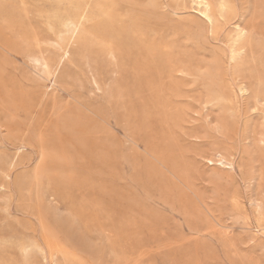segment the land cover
Segmentation results:
<instances>
[{
	"label": "rangeland",
	"instance_id": "obj_1",
	"mask_svg": "<svg viewBox=\"0 0 264 264\" xmlns=\"http://www.w3.org/2000/svg\"><path fill=\"white\" fill-rule=\"evenodd\" d=\"M208 2L0 0V264H264V0Z\"/></svg>",
	"mask_w": 264,
	"mask_h": 264
},
{
	"label": "bare ground",
	"instance_id": "obj_2",
	"mask_svg": "<svg viewBox=\"0 0 264 264\" xmlns=\"http://www.w3.org/2000/svg\"><path fill=\"white\" fill-rule=\"evenodd\" d=\"M197 5V9L210 21L212 22L211 16L209 14L210 4L208 0H192ZM87 13L85 11L80 12L76 17L70 18L66 22V32L68 33L69 38H74V36L78 33L83 23L88 19ZM244 36V31L242 28H236L233 44L235 45L242 37ZM71 40V39H70ZM234 54L235 49L233 46V50L231 51ZM69 52L66 48L62 47V58L69 59ZM222 159L221 163L227 164L228 166H232V162L228 159H225L223 156H220Z\"/></svg>",
	"mask_w": 264,
	"mask_h": 264
}]
</instances>
